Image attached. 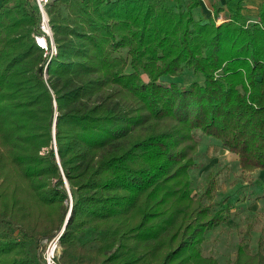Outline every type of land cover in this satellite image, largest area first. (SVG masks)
<instances>
[{
    "label": "trees",
    "instance_id": "obj_1",
    "mask_svg": "<svg viewBox=\"0 0 264 264\" xmlns=\"http://www.w3.org/2000/svg\"><path fill=\"white\" fill-rule=\"evenodd\" d=\"M235 1L216 24L199 0H50V55L36 0H1L2 264H44L56 236V264H219L201 244L223 211L189 194L197 132L264 172V0L252 21ZM237 247L227 264H254Z\"/></svg>",
    "mask_w": 264,
    "mask_h": 264
},
{
    "label": "rangeland",
    "instance_id": "obj_2",
    "mask_svg": "<svg viewBox=\"0 0 264 264\" xmlns=\"http://www.w3.org/2000/svg\"><path fill=\"white\" fill-rule=\"evenodd\" d=\"M236 1L231 4L232 8H235ZM240 1L243 14L252 21L261 0ZM221 3L223 6L225 0H221ZM220 19H216V24ZM160 81L164 85L169 82L180 83L181 77H165ZM196 143V165L189 172V194L205 205H215L214 211L222 210L225 216L221 225L205 233L201 244L203 255L213 257L219 264H227L234 260L239 245L245 247L249 255L255 256L252 260L254 264H264V172L258 169L241 170L235 154L222 149L217 142L199 132L196 134ZM83 237L87 239L89 236ZM55 238L50 243L43 242L46 244L44 264H56L61 253ZM54 242L57 248L51 255ZM15 250L7 253L8 260L18 256L21 258L24 252L30 253L33 258L36 255L33 246L26 242L21 252ZM15 252L20 254L15 257Z\"/></svg>",
    "mask_w": 264,
    "mask_h": 264
},
{
    "label": "built area",
    "instance_id": "obj_3",
    "mask_svg": "<svg viewBox=\"0 0 264 264\" xmlns=\"http://www.w3.org/2000/svg\"><path fill=\"white\" fill-rule=\"evenodd\" d=\"M50 0H36V5L38 9V15H40V20L38 23V32L33 35L34 44L37 45L45 54L50 52V55H55L56 49L52 40V30L49 26V17L46 15L45 5ZM56 236L55 242L58 241ZM54 242V245H55Z\"/></svg>",
    "mask_w": 264,
    "mask_h": 264
},
{
    "label": "crops",
    "instance_id": "obj_4",
    "mask_svg": "<svg viewBox=\"0 0 264 264\" xmlns=\"http://www.w3.org/2000/svg\"><path fill=\"white\" fill-rule=\"evenodd\" d=\"M0 4H1V0H0ZM199 13L204 17V18H208V16H211L213 14V7H217L219 9H221L222 11L219 13L217 18H221L220 21L217 22L221 23L223 20L226 19L228 14V10L225 7V4L221 3V0H199ZM207 11H205L204 9H207Z\"/></svg>",
    "mask_w": 264,
    "mask_h": 264
},
{
    "label": "water",
    "instance_id": "obj_5",
    "mask_svg": "<svg viewBox=\"0 0 264 264\" xmlns=\"http://www.w3.org/2000/svg\"><path fill=\"white\" fill-rule=\"evenodd\" d=\"M53 128H54V125H53ZM57 161H58V159H57ZM65 186L67 187V182H66V180H65ZM71 198V197H70ZM70 202H71V200H70ZM70 207V206H69ZM69 214H70V210H69V212H68V214H67V216H66V218H65V223H64V225H63V228H62V230L65 228V226H66V220H67V218H68V216H69Z\"/></svg>",
    "mask_w": 264,
    "mask_h": 264
},
{
    "label": "bare ground",
    "instance_id": "obj_6",
    "mask_svg": "<svg viewBox=\"0 0 264 264\" xmlns=\"http://www.w3.org/2000/svg\"><path fill=\"white\" fill-rule=\"evenodd\" d=\"M56 248H57V247H56L55 245H53V247H52V249H51V252H52L51 255H53V254L55 253L54 251H55ZM51 255H50V256H51Z\"/></svg>",
    "mask_w": 264,
    "mask_h": 264
}]
</instances>
